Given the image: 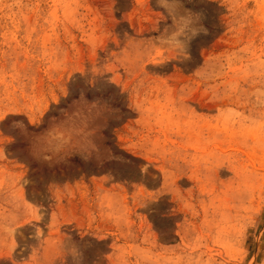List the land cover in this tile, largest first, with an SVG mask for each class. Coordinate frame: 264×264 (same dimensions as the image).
<instances>
[{
	"label": "rangeland",
	"instance_id": "rangeland-1",
	"mask_svg": "<svg viewBox=\"0 0 264 264\" xmlns=\"http://www.w3.org/2000/svg\"><path fill=\"white\" fill-rule=\"evenodd\" d=\"M0 264H264V0H0Z\"/></svg>",
	"mask_w": 264,
	"mask_h": 264
},
{
	"label": "clouds",
	"instance_id": "clouds-1",
	"mask_svg": "<svg viewBox=\"0 0 264 264\" xmlns=\"http://www.w3.org/2000/svg\"><path fill=\"white\" fill-rule=\"evenodd\" d=\"M157 3L160 4L161 0H157ZM169 5H175L177 8L182 4V0H168ZM196 18L192 16L190 19L185 17V23L177 27L171 34V43L176 52V59L179 61L181 59H187V42H190L191 39L195 38L199 34V31L196 27Z\"/></svg>",
	"mask_w": 264,
	"mask_h": 264
},
{
	"label": "trees",
	"instance_id": "trees-1",
	"mask_svg": "<svg viewBox=\"0 0 264 264\" xmlns=\"http://www.w3.org/2000/svg\"><path fill=\"white\" fill-rule=\"evenodd\" d=\"M107 143H109V144H110V142H107Z\"/></svg>",
	"mask_w": 264,
	"mask_h": 264
}]
</instances>
